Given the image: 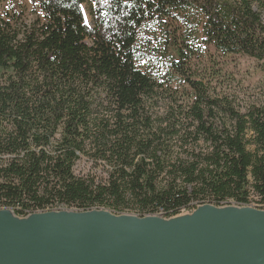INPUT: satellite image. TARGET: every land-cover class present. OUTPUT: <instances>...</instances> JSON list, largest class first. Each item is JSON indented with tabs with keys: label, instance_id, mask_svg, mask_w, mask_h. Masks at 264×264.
Wrapping results in <instances>:
<instances>
[{
	"label": "trees",
	"instance_id": "trees-1",
	"mask_svg": "<svg viewBox=\"0 0 264 264\" xmlns=\"http://www.w3.org/2000/svg\"><path fill=\"white\" fill-rule=\"evenodd\" d=\"M2 2L0 209L264 208V101L219 82L231 57L264 71V0Z\"/></svg>",
	"mask_w": 264,
	"mask_h": 264
},
{
	"label": "water",
	"instance_id": "water-1",
	"mask_svg": "<svg viewBox=\"0 0 264 264\" xmlns=\"http://www.w3.org/2000/svg\"><path fill=\"white\" fill-rule=\"evenodd\" d=\"M0 264H264V209L200 204L163 217L4 208Z\"/></svg>",
	"mask_w": 264,
	"mask_h": 264
},
{
	"label": "rangeland",
	"instance_id": "rangeland-1",
	"mask_svg": "<svg viewBox=\"0 0 264 264\" xmlns=\"http://www.w3.org/2000/svg\"><path fill=\"white\" fill-rule=\"evenodd\" d=\"M36 2L37 0H19V8L22 10L26 22L32 21L39 15V9L35 6ZM9 9L8 3H0V17H4V13ZM82 9L85 23L92 26L88 5L83 4ZM262 15L264 17V10ZM219 82L225 83L223 86H229V90L234 92L237 103L243 107L264 101V71L261 64L252 59L243 56L228 58L224 77H221ZM76 170L85 171L86 165L83 162L79 163ZM182 213H186V211Z\"/></svg>",
	"mask_w": 264,
	"mask_h": 264
}]
</instances>
